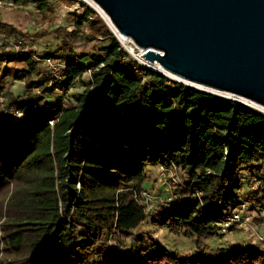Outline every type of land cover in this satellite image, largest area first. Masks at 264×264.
Listing matches in <instances>:
<instances>
[{
  "label": "trees",
  "instance_id": "16d2710c",
  "mask_svg": "<svg viewBox=\"0 0 264 264\" xmlns=\"http://www.w3.org/2000/svg\"><path fill=\"white\" fill-rule=\"evenodd\" d=\"M25 1L44 20L54 18L52 0ZM79 1L73 28L32 32L0 18V32L21 43L19 50L0 48V88L10 63L26 65L19 70L25 90L7 96L23 115L0 113L6 264H264L263 247L233 244L212 253L204 242L245 202L261 205L264 112L147 68L95 8ZM51 32L62 36L47 54L67 62L62 78L47 74L41 56L27 48ZM93 39L102 53L76 52L75 41ZM90 69L85 89L66 99ZM150 165L183 172L154 211L143 202ZM245 178L258 188L252 195L242 192ZM149 217L193 238L194 252L171 251L154 238L127 242Z\"/></svg>",
  "mask_w": 264,
  "mask_h": 264
},
{
  "label": "water",
  "instance_id": "95a60500",
  "mask_svg": "<svg viewBox=\"0 0 264 264\" xmlns=\"http://www.w3.org/2000/svg\"><path fill=\"white\" fill-rule=\"evenodd\" d=\"M93 1L173 79L264 106V0Z\"/></svg>",
  "mask_w": 264,
  "mask_h": 264
},
{
  "label": "rangeland",
  "instance_id": "374dc122",
  "mask_svg": "<svg viewBox=\"0 0 264 264\" xmlns=\"http://www.w3.org/2000/svg\"><path fill=\"white\" fill-rule=\"evenodd\" d=\"M56 4L55 16L52 20H44L41 15H38L39 12L36 10V5L33 1L25 0H4V4L1 7L0 14L2 13L3 19L8 22H11L9 16L12 14V10H17L29 6L34 8L30 9V17L27 15L28 23H21L26 30L32 32L42 30L44 28L54 29L57 26H64L68 28L74 27V12L83 11V6L79 0H52ZM12 2V3H11ZM87 4L95 8L98 13L101 14L106 24L117 34V31L109 24V21L105 17L102 11L98 9L91 1L87 0ZM1 18V17H0ZM12 23V22H11ZM18 25V26H20ZM2 37V35H0ZM62 42V36L57 35L55 32L47 33L39 38L30 39L28 43V49H34L38 56H41V60L44 56L49 54L54 48H56ZM99 40H84V41H75L73 46L77 53L84 54L89 56L92 53H102L99 49ZM88 59V57L86 58ZM40 60V64L42 62ZM4 66V63L0 62V68ZM11 71L2 81V89L6 92L7 96L9 93L19 94L25 90L26 87V78L19 70L24 68L26 65L23 62L10 63L9 64ZM38 77L35 76V79ZM90 79V72L86 70L82 74L80 81L70 87L65 93L66 99L79 90L85 89L88 85ZM182 79V78H181ZM186 85H191L194 87L207 89L206 86H201L198 84L191 83L187 80H179ZM61 89H58L56 93H62ZM7 99V98H6ZM255 104V103H254ZM261 108H264L258 104H255ZM183 172L174 171V170H165L160 166H149V175L148 179L145 182V190L143 191V198L146 208L148 210H153L156 206H159L161 202L172 197L171 188L173 187L174 182H179ZM252 182L249 178L244 179V189L242 190L245 196L253 194V189L251 186ZM251 186V187H250ZM256 186V184H255ZM259 199L261 200V205L255 203V199L245 202L240 209L241 219L232 221L229 225H221V233L204 239L206 248L208 252L215 253L218 251V248L222 246L236 245L238 247H244L247 245H254L264 248V195L263 193L258 194ZM155 210V209H154ZM153 210V211H154ZM146 241L148 238H154L158 241L159 245L166 247L171 251L181 252L183 254H192L196 248V243L193 238L185 236L183 234L174 233L166 228H161L155 224L149 217L138 227L132 230V233L126 237V241L140 239ZM2 246V245H0ZM7 257L3 251V248L0 249V264H6Z\"/></svg>",
  "mask_w": 264,
  "mask_h": 264
},
{
  "label": "built area",
  "instance_id": "2783aa9c",
  "mask_svg": "<svg viewBox=\"0 0 264 264\" xmlns=\"http://www.w3.org/2000/svg\"><path fill=\"white\" fill-rule=\"evenodd\" d=\"M87 0H82V2H86ZM12 3V2H11ZM4 4V0H0V11H1V7ZM0 35H2V37H0V48L4 47L6 49H15V50H19L21 49V43L16 41L15 39H11V38H6L4 33L0 32ZM126 37V38H124ZM118 38L123 46V48L128 51L131 56H133L134 58H136L139 62H141L143 65H145L147 68L152 69V70H156L164 75H167L169 78L173 79L174 76H170L164 69L158 68V66H156L155 64L158 63H152L146 59H144L142 57L141 54H143V52H145V49L141 48L140 46H138L136 44V42L129 36H120L118 35ZM43 62V66L45 68V72L47 74H49L52 78H62L63 74H62V70L66 67L67 62L65 60H61V59H57L54 58L52 56H44L42 58ZM159 65V64H158ZM160 66V65H159ZM91 71V69L89 70V72ZM213 92L228 96L230 98H232L235 101H241L244 102L254 108H256L259 111L264 112V108H261L257 105H255L253 103V101L236 95V94H232V93H228V92H224V91H215L212 90ZM7 94L6 92H4L2 89H0V113H4L8 118L11 117H17L20 115H23V113L16 109V108H10L7 104ZM62 104H66L65 101H62ZM50 123L53 124V121L50 120ZM241 219V213L238 210H235L230 216L226 217L223 221V225L225 226L226 224L229 225L232 221L235 220H240Z\"/></svg>",
  "mask_w": 264,
  "mask_h": 264
},
{
  "label": "crops",
  "instance_id": "0c3cea01",
  "mask_svg": "<svg viewBox=\"0 0 264 264\" xmlns=\"http://www.w3.org/2000/svg\"><path fill=\"white\" fill-rule=\"evenodd\" d=\"M31 5H27V6H25V8H20V9H17V10H12V14H11V16H9V18L11 19V22L12 23H14V24H16V25H20L21 23L23 24H25V23H28V20L29 19H31V17H30V12H29V10L30 9H34V8H31L30 7ZM27 15H29L28 16V18H27ZM0 17H1V19H3V17H2V13L0 14ZM3 20H5V19H3ZM24 30H26V28L23 26V25H20Z\"/></svg>",
  "mask_w": 264,
  "mask_h": 264
},
{
  "label": "bare ground",
  "instance_id": "6f19581e",
  "mask_svg": "<svg viewBox=\"0 0 264 264\" xmlns=\"http://www.w3.org/2000/svg\"><path fill=\"white\" fill-rule=\"evenodd\" d=\"M89 1H91L98 9H100V11H102L103 12V14L105 15V17L107 18V20L109 21V24L114 28V29H116L115 28V26L111 23V21H110V18H109V16L104 12V10L95 2V1H93V0H89ZM116 31V30H115ZM119 34V33H118ZM120 35V34H119ZM120 36H122V35H120ZM123 37V36H122ZM124 38H126V37H124ZM156 66H158V68H161L158 64H155ZM162 69V68H161ZM166 71V70H165ZM170 76H174V77H177L176 75H174V74H172V73H170V72H168V71H166ZM186 80V79H185ZM187 81H189V80H187ZM189 82H191V81H189ZM191 83H194V82H191ZM194 84H198V85H200V87L202 86H204V85H202V84H199V83H194ZM253 103H255V104H258V103H256V102H253ZM258 105H260V104H258ZM260 106H262V105H260ZM262 107H264V106H262Z\"/></svg>",
  "mask_w": 264,
  "mask_h": 264
}]
</instances>
